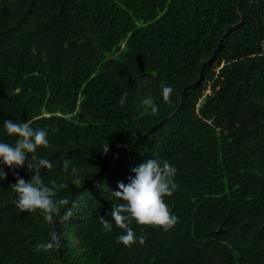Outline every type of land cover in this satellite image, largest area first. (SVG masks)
Here are the masks:
<instances>
[{
  "label": "trees",
  "instance_id": "trees-1",
  "mask_svg": "<svg viewBox=\"0 0 264 264\" xmlns=\"http://www.w3.org/2000/svg\"><path fill=\"white\" fill-rule=\"evenodd\" d=\"M12 119L47 129L40 175L59 211L19 209L15 173H32L0 165V264H264V0H0L9 143ZM152 157L176 168L178 221L130 218L145 240L125 246L114 191ZM53 230L59 249L41 247Z\"/></svg>",
  "mask_w": 264,
  "mask_h": 264
},
{
  "label": "clouds",
  "instance_id": "clouds-1",
  "mask_svg": "<svg viewBox=\"0 0 264 264\" xmlns=\"http://www.w3.org/2000/svg\"><path fill=\"white\" fill-rule=\"evenodd\" d=\"M32 51H37L32 47ZM174 89L171 84L164 85L162 95L169 100ZM124 96L120 103L124 104ZM141 105L147 107L152 113L158 111V105L151 95H146L141 100ZM3 127L7 135L14 137V143L0 139V165H6L9 169L26 167L31 173V179L25 180L19 173L16 182L11 185L17 194L15 203L23 211L35 212L40 210L43 217L49 221L56 220L59 204L54 199V189L44 183L40 170L51 168L53 163L45 156L39 155L41 146L50 144L48 131L44 127H33L31 121L5 120ZM107 152L108 145L103 146ZM65 170L69 164L65 161ZM73 173H77L75 166L71 167ZM134 176L130 177L127 184L120 182L118 190L114 191L117 197L124 202L111 210V216L122 231L117 239L125 246H131L137 239L143 243V235L137 237L134 229L130 226V218H134L137 224L159 226L164 230L173 227L178 217L172 213L165 202V197L170 196L178 187L175 180L176 168L167 159L149 158L132 169ZM7 173L0 167V181L4 180ZM73 183L79 184L82 177L73 176ZM105 229L112 230L113 222L101 217ZM61 237L55 230L49 233V238L41 244L47 249H59Z\"/></svg>",
  "mask_w": 264,
  "mask_h": 264
}]
</instances>
